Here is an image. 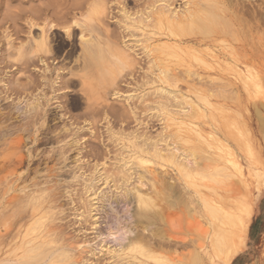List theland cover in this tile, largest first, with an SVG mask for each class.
<instances>
[{
	"label": "rangeland",
	"instance_id": "374dc122",
	"mask_svg": "<svg viewBox=\"0 0 264 264\" xmlns=\"http://www.w3.org/2000/svg\"><path fill=\"white\" fill-rule=\"evenodd\" d=\"M18 1H20V3L22 2L21 5L18 3ZM24 1H27V2L25 3ZM28 1L30 3V0H16V1L10 0L6 4L7 0L6 1L4 0L5 3L3 2V0H0V3H1L0 20H1V17L3 19V16L6 20H8L7 22L5 21V19L0 21V25L3 24V26L0 27V71H1L0 78L1 79L4 78L2 80L0 79L2 81V82L0 81V83H2L0 84V97H1L0 98V112L2 114V115L0 114V121H1L0 122V176H1L0 177V182H1L0 192L2 191L0 193V201H1L0 218L3 217L0 219V247H1L0 262L1 260H4L8 257L15 258L17 255L22 253V251H20L19 253L17 251V248L20 245V239L17 238V236H15L14 234L16 233V230L13 232L14 235L8 238L6 236L5 226H3L2 221L5 220L4 216H7L8 214H15V212L16 214H19V212L26 209V206H28L29 209H31L33 208V206L41 205L42 207L40 206L41 207L40 218L42 216L43 219L41 218L40 219L41 221H39L40 224L38 223L37 225L41 226L42 224L43 229H45L46 226L54 227L60 233V235H61V231L63 232L62 233V236L64 237L63 241L65 242L67 241L66 244L68 245L67 251L69 249L71 251L69 253L66 251L67 252L66 254L68 256L72 255L74 252L76 254V255L73 254L74 256L73 255L69 256V258L74 257V259H71V260L69 259L71 262L68 261L67 264H96V263L100 264L101 262H102L101 264H105V262L107 264H121L120 262L118 263V260L114 261V258H111L113 255L112 250H110L109 248H108L109 250H107L105 249L106 247L104 248V246L115 248L117 244L115 243L116 241H115L114 236L109 234L110 232L115 233L114 235L117 234V236L121 234L123 235L126 232H129L128 228L130 227H133V228H130L132 230H134L135 228V231L137 232L141 231L142 233L145 232L146 234L148 233L147 231H149L150 233L153 234L152 237H154L157 232L158 235H156L157 237L155 238L158 239L159 237V241L162 240V242L164 243L162 252L165 253V251L167 250L166 255L168 256L170 254H174V252L176 254L179 252H180L179 254H184L183 251L186 249H188V251H186L187 253L185 252V255L187 254L190 255L192 252L194 253L204 252L205 253V251L203 250L206 249V242L203 239L204 234L203 232L201 233V231L202 229H204L203 228L204 225H205V228H207L208 226L209 212L207 211L208 208L205 207L206 205L203 203L204 202L203 198H207L213 204L215 205L218 204V206H221V207L223 206L220 203H222L224 199L226 198L228 199L231 198L230 201H234L236 198H242V201L248 200L247 202L251 205L252 218L250 220L249 229L247 231V234L244 235L243 241H241L242 243L240 244L237 252L233 255L232 260L229 264H264V137H263L264 128L262 126L264 124L263 122L264 121V25H263L264 22L262 23V19L264 18V16L262 15L264 13V7H263L264 4L262 3H264V1L259 0L261 2L259 1L257 2L253 0L252 2V0H248L249 2L248 3L247 0H242V1L240 0L242 2L241 4V2H239L238 0L237 1L236 0H220L221 3L225 6V8L227 7L225 15H226L227 20H228V17H230L229 22L225 21V25L223 24V26H219L220 28L217 27L215 29H211L209 32H206V33L200 32L199 33L200 35L198 36L201 39L200 38L198 39L197 37H194V36L189 37V38H194V40L196 39L197 41L188 42V40L185 39L184 40L185 43H182V44H179L178 42V39L180 38V36H173L171 38L165 37V35L164 36L161 35L162 31L161 30L159 31L158 28L154 29V27H152L153 28L152 29L150 27L148 29L142 30L143 32L140 31V29H138V32H136L137 30H134L135 33L131 32L130 30H127V28H124L128 26L127 24H125L127 23L125 12L127 13L128 9L133 11L132 4H134L135 2L132 3V1L134 0L132 1L128 0L130 3L127 0H124V2L121 3L122 5L119 4L122 1H119V3H117L118 0L116 1L96 0V3L98 2L97 4L95 3V0H94L95 6H93L94 3L91 5L93 0H88V1L86 0L87 4H86V1L83 0L85 2V5H83V2H81L82 0L80 1L73 0L76 4L72 3L74 5H71L72 0H70L71 2L67 3L68 5L66 4L67 5L66 8H68V11L69 12L73 11L70 14L67 12V15L69 14L67 17L70 16V18H67L66 21L68 20L70 24L69 22H67L68 24L67 25L66 23H64L65 22L64 20L62 25L69 27L71 36H68L67 30L64 28L56 27L57 30L54 31L55 27H53V24L55 23H50L49 26L47 24L46 25L48 26L47 29L46 27L43 29V26H45L44 25L45 21L43 17H42L43 18L42 20H41V17H40V20L37 19L35 21L36 24L32 26L31 24H27L25 20L23 21L21 16L17 17L16 18L17 21H15L14 19V22H16L15 26L17 27V29L19 28L20 29L23 28L22 30L25 29L24 31H21L19 29L20 32L18 33V31H16V29L14 28L13 19H9L11 18L10 13H12V11H15L14 12L15 14L13 13V16H15L16 12L21 10V9L19 10H16V9L18 7L19 8L22 7L23 3L24 5H26ZM46 1L47 0L43 2V0H39L36 3L37 7L40 4L46 3ZM135 1H137L138 4H140L138 5L136 2V4L140 7H137V5L135 6L133 5L134 6V11H133L134 13L132 12L133 14L129 10L127 14L131 15L132 18L133 17L139 18L141 16H146L148 13L152 11L151 7L147 4V0L146 1L135 0ZM142 1L143 3H145V6L143 8L141 5ZM163 1L164 0L162 1L157 0L156 1L157 3H155V5L156 6H161V5L168 6L169 5L168 8L170 7L171 10L175 9L174 11L179 12V13L180 12L182 13L186 9H188V7L190 6V2H191V0H177L176 2L175 0H171V1L165 0L164 2ZM200 1L203 3L204 1L208 2L209 0H200ZM243 1H245L246 4L248 3V5L251 4L250 2H252V5H250L251 9L249 8L248 5L245 6L246 4L243 3ZM254 1L257 3H255ZM54 2L55 0L53 1V3ZM77 2L78 3L81 2L82 5L78 4ZM29 3L25 7H28ZM31 3H34V2H31ZM112 3L113 5H111ZM116 3L118 5H116ZM237 3H240L239 5H242L241 8ZM258 3L262 5H259ZM4 4H6L4 8L6 9L10 7L11 11H9L10 9L9 10L4 9L5 11H9L5 13V11L3 10V6H2ZM77 4L81 5V7H84V10H85L84 13L82 12L83 8L82 10H80L81 8L80 6L77 7L78 6ZM171 4H174V5H171ZM12 5H15L18 7L14 8L15 6L12 7ZM103 5L109 8L107 9L108 11L107 17L104 18L105 24L103 23V21H99L95 18L96 16L95 11L97 10L100 11ZM115 5L118 6L116 7L117 9L114 8ZM243 5L245 6V8ZM68 6L72 7V9L74 7L75 8L74 10L72 9L69 10ZM173 6L176 8H174ZM32 7H35V6L32 5ZM136 7H137V10H136ZM258 7L263 9L262 13L261 11H259ZM1 8L4 11V13L1 11ZM89 8L91 9L90 11H88ZM119 8L122 10H119ZM246 8H249V9H246ZM141 9L145 11V15L143 14L144 11H142ZM179 9L181 11H179ZM240 9L242 12L240 11ZM257 9H258V12H257ZM146 10H147V13H146ZM250 10L251 11L253 10L254 12L252 11L253 12L252 13ZM112 11H115L114 12L115 14L112 13ZM249 11L251 13H249ZM62 12L66 13V11H62ZM246 12L248 13V15H246L247 14ZM8 13L9 15L7 17L9 18L7 19V17L5 16ZM20 13L22 12L20 11L19 13L17 12L16 16H19ZM87 13L89 14L87 15ZM58 14L60 13L58 12ZM113 14L117 16H114ZM249 14L251 18L254 15L253 20H250L251 18L249 17ZM119 15L121 16L119 17ZM242 15L245 17H241ZM85 16H87V18L92 20V21L90 20L91 23L93 21L95 22H93L92 24L89 23L88 22L89 20H85L86 18ZM247 16H248V19L246 18ZM257 16H260V17L263 16V18L262 17L259 18ZM111 17H114L113 20ZM117 17L119 18L117 19ZM19 18H21L22 20H20ZM120 18H122L121 21H120ZM242 18H244L245 21ZM38 20L40 21L42 25L38 24L39 23ZM248 20H249V23L247 24ZM2 21H4V23H2ZM231 21L233 23H230ZM226 22L234 25L235 29L233 27H230L232 25L228 27L227 25L229 24H227ZM237 22H239V25ZM255 23H256V26L253 25ZM22 24H23V27H22ZM24 24L28 27L26 26L24 27ZM249 24L251 25L249 26ZM120 25L123 28H120L121 27ZM246 25H248V29ZM252 25L255 27V30L258 29L256 27H260L258 29L260 30V35L258 33L259 31L257 32L259 37L257 34H255L257 38L254 37L253 35V32L255 33L256 31L252 30L254 29ZM226 26H227V29H226ZM241 26L243 27V30L241 29L242 28ZM229 28L230 29L233 28L231 29L233 30L232 32H234L233 34H231L232 32H229L230 30ZM26 29L29 31H27ZM37 29H39L38 32H37ZM59 29L60 31H58ZM93 29H97V30H93ZM43 31L45 32L44 34H46L47 36V45H48L47 47L50 48L51 50L50 52L34 51L36 40L41 39L39 38V36L40 37L42 36ZM110 31L111 32L113 31V33L116 34V36L113 35V33H111L114 36L112 37V35H110ZM124 31L125 32L127 31V32L125 33ZM129 31L132 34H130ZM87 32L89 34H87ZM147 32L149 36H147L148 34L146 36L145 35L142 36L143 34H146ZM151 32H153L154 36L150 35L152 34ZM127 33L130 34V36H127L128 35ZM138 33L140 37L137 35H133V34H138ZM208 33H212V34H208ZM228 33L229 35H227ZM60 34L61 35L63 34L64 36L63 35L61 36ZM156 34H159L161 36L159 35L157 36ZM235 34H237V36ZM124 35L127 38H125ZM131 35L133 36L131 37ZM91 36L93 37L91 39L92 42L96 41L97 37H99V40H101L102 43H100L99 46L96 45L99 51V54H98V57L95 63L96 66L94 64L95 67L93 66L92 69L86 70V69L80 68V67H84V64L82 63L83 62L82 56H81L82 54H84V43H83L84 41L82 42V37L91 38ZM249 36H251V39H249L250 38ZM239 38H241L242 40L241 39L239 40ZM244 38H246L245 39L246 42L244 41ZM147 39H148V42L147 41L145 42L144 40H147ZM149 39L150 40L153 39V40L149 41ZM235 39L236 40L238 39L237 42ZM105 40H106V43L103 42ZM128 40H130L131 43ZM60 41L62 42V45ZM63 41L64 43H66L65 41H67V45L66 44L64 45ZM251 41L253 43H250ZM96 43L94 42V44ZM157 43L160 45L163 43H168L171 45H180L182 48L192 47V46L195 47L192 50H189V51L184 50L183 52L180 51L178 53H171V55H168L167 57H165V61L163 63L164 66L170 69L176 68V71L178 70L179 73H180V70L182 69L181 71L183 72V74H181L182 72L180 74L170 73V76L166 77L165 81H158L160 80L157 77V75L159 74V71L156 70L157 68L154 66V64L153 65L151 64V63H154L152 62L154 61V59L152 58L151 54H154L156 52L155 45ZM123 44L128 45V46L127 47L123 46ZM53 46H57V48ZM240 46H242L243 48H241ZM129 47H130V50L128 49ZM142 47L143 48L145 47L144 52H143ZM60 48L61 50L62 49L63 50L61 51ZM134 48L136 50L135 51L136 53L134 52ZM152 49L153 51H151ZM56 50L57 52H55ZM58 50H60V52ZM82 50L83 52H81ZM179 50H182V49H179ZM69 51L72 52L71 53L72 55L71 54L69 55L70 53ZM129 51L131 52V54L135 56L131 54L128 55L130 53ZM238 51H241V52H238ZM102 53L104 54V56L106 55L107 57L106 56L103 57ZM242 53H245V54H242ZM42 54L43 56L44 54L46 56H49L48 59H46V56L42 57ZM192 54L199 55L201 59L195 60ZM18 55L19 56L21 55L19 59H18ZM65 55L67 57H65ZM146 55H148V57ZM25 57L26 59H24ZM79 57L81 59H79ZM134 57L136 59L138 58V60L134 59ZM23 59H24V63H23ZM21 62L23 64H21ZM5 64H7L8 66H6ZM131 68L134 70L135 69L137 70V72H135L136 75L134 74L133 76L129 74V72L131 71L130 70ZM154 69L157 72H155ZM148 70H149L148 72L149 74L147 73ZM195 72L198 74L196 75ZM125 73H126V76L124 75ZM145 73H147L150 78ZM156 73L157 75H155ZM256 73L258 74L256 75ZM151 76L153 79L155 78L157 82L155 80L152 81ZM65 79L66 80L70 79V81H73V82H70V81L66 82ZM14 80L17 83L14 82ZM77 80L79 81L80 84L77 82ZM80 80L83 82L82 83L83 85L81 84ZM66 83L67 84L70 83V85L69 84L67 85ZM231 85L233 88L237 89V91L234 90L233 88H230L229 90V87H231ZM243 85L248 95L245 92ZM221 86H224V87H221ZM13 87L14 88L20 87V88L19 90L18 88L17 90H15ZM218 87L219 88L221 87L222 90L221 89L219 90ZM215 89H218L219 92L218 90H215ZM5 90L8 91V93ZM230 92H231V95H232V92L236 93L237 95L234 93L233 94L239 99L238 98L235 99V96H232L230 98L229 96ZM255 92L257 94H255ZM178 93L179 95L177 96L176 94ZM218 93H226V94H221L223 95L221 96ZM254 94L257 97H255ZM183 95H185V97H183ZM164 100L165 102H163ZM206 100H208L207 103H206ZM77 102H81V103H77ZM30 103L32 106L30 105ZM161 103H164L167 106L162 104L165 106L164 108L161 105ZM195 103L197 105H195ZM208 103H210V105ZM19 105H20V108H19ZM27 105L28 106L30 105L31 109ZM134 106H136L135 109H134ZM211 106L213 107L211 108ZM255 106L257 107L259 111H262V112H258L257 109H255ZM21 109H23V111ZM28 109L30 110L28 111ZM192 110H194L195 112H192ZM133 111H135L136 113ZM34 113H36L37 115L35 116ZM33 114L34 116H32ZM166 115H167V120H166ZM31 117H34V118L32 119ZM260 122L261 124L263 122V124L261 125ZM8 124L10 125L8 126ZM48 126H49L48 128L49 130L47 129ZM67 131L69 132V134L67 133ZM198 133H200V135ZM179 136L181 137L179 138ZM201 136L203 138H201ZM18 138H21V140H18ZM39 140L42 141V143ZM112 140L115 141V143L112 142ZM145 140H147V142ZM241 140H243L242 145L240 144ZM120 142H122V144H120ZM148 142L151 143L150 146H148L149 150L147 148V145H149ZM138 143H139V146H138ZM142 145L143 146L146 145V147L145 146L143 147ZM150 147H152L151 151H150ZM144 148L145 150L147 148L148 153L144 150ZM140 149L142 150V152H140L141 151ZM128 150L131 151L132 153L129 152ZM143 150L145 151L146 154L144 153ZM154 151L157 152L156 155ZM193 151H195L196 154L193 153ZM229 151H231L230 154H229ZM171 152L172 153L174 152L175 154L173 153L172 155ZM190 153H193V156L194 157L196 156V157L194 158L193 156H191ZM20 154H21V157H20ZM79 154H81L82 156ZM134 155L137 157L135 158ZM138 157H139V160H138ZM142 157L145 159L144 162L142 161L140 162V160H142ZM173 158L174 160L177 159L176 161L178 162L174 161ZM202 158L204 161L200 160ZM204 158L205 159L208 158V160L211 162H208L207 159L205 160ZM194 161H196L197 165L194 163ZM234 162L235 163L238 162V164L239 163L240 164L237 165ZM81 165L83 169L80 168ZM122 165L125 168L120 167ZM90 166H94L92 168L95 171ZM179 166L180 168L184 167L182 168L183 170L186 168L187 171L186 169H185L186 172L181 171L182 169H179ZM216 166L218 170L216 169ZM218 166L221 168H219ZM131 167H134V168L132 169ZM209 167H211V169ZM118 168L124 169L121 175L124 176L127 173L126 174L127 176L125 175L127 178L125 176L121 177L120 173H118V170L120 172L121 170ZM189 168L190 169L193 168V170L190 171ZM198 168L201 170L199 171ZM101 169L104 171H102ZM113 169H114V172L116 169H118L116 172L118 175L117 174L116 175L119 178L117 176L116 178L114 176L115 173L113 172L114 173L113 174L111 172L113 171ZM125 169H127V172L125 171ZM130 169L132 170L130 171ZM195 169H197V171ZM202 169H203L202 173L205 172V176L204 174L202 175L198 173V172L201 173ZM133 170L135 171L139 170V171H136V172L134 171V174H132ZM212 171H214L213 172L214 174L212 173ZM216 171L218 173L220 171V173L218 174L216 173ZM106 172H108V176ZM139 172L140 173L142 172L141 174L145 178L144 184L137 183V180L140 177ZM187 172H189L188 173L189 175L192 174L193 177L191 175L188 176L186 174ZM136 173H137V176H136ZM229 173L230 175H228ZM111 174L113 175V177ZM128 174L130 176V180H129ZM198 174L200 176L202 175V177H200ZM206 174H208L209 177L210 175L212 177L213 175L217 177L218 175L220 176L223 174L224 176L223 177L220 176L218 178L214 177L216 179L211 177V179H209V177H207ZM233 174H234V179L231 178L233 177ZM8 175L9 177L7 178ZM105 176H107V178ZM131 176L133 177V179L131 178ZM162 176H165V177H162ZM225 176H227V178ZM228 176H230L231 179L228 178ZM206 177L208 179H206ZM100 178H102V180H100ZM115 178L117 180L119 179L118 182ZM186 178H188V180ZM104 179L109 180L107 181V184H106V181H104ZM114 179L116 180V183L114 182ZM146 179L148 180L149 183L146 182L147 181ZM162 179L163 181H161ZM127 180H128V183H127ZM158 180H160V182ZM216 180H218L219 183L218 182L216 183ZM120 181L122 182L120 183ZM101 182L102 183L104 182L106 186L104 185V183L102 184ZM170 182L172 185L170 184ZM221 182L223 183L222 185H221ZM33 183H35L36 185ZM129 183L132 184L133 188H130L132 186L129 185ZM133 183L137 187H135ZM176 183L178 185H176ZM179 183H181L183 187H181ZM192 183H193V186H192ZM98 185H100L99 187H102L101 190L99 187H97ZM226 185L228 187H226ZM121 186L124 188H122ZM141 186H143L142 187L143 190L141 189ZM179 186H180V190L182 188V191L179 190L178 188ZM138 187L142 191V193L138 189L136 190V188ZM222 187H225L227 191L226 189ZM96 188L98 189L95 191L94 189ZM155 188H157L158 191L155 190ZM183 188L187 192H189L191 196H189V194L186 193L185 190H183ZM229 188L230 190H228ZM91 189H93L94 191ZM208 189L210 190V192ZM159 190L161 191L159 192ZM162 190L164 191L165 194L162 192ZM77 191H80V192H77ZM101 191H102V194H98V193H101ZM156 191L160 194L162 193L161 195L163 196V199L165 198L166 201L167 200L168 201L166 202L165 200H163L160 194L157 195L158 193H156ZM15 192L19 193L20 195L15 194ZM62 192L63 194L65 193L63 196H62ZM81 192H83V194H81ZM176 192L178 193L176 194ZM26 193L28 195H26ZM34 193L35 195L32 196ZM37 193L39 194L41 193V194L39 195ZM73 193H76V194H73ZM92 193L96 195L97 197L99 195V197L98 198L96 196L95 198L94 196L92 197L93 195ZM125 193L126 194L128 193V194L126 195ZM185 193L186 195H183ZM118 194L119 196L122 195L121 198L117 196ZM129 194L132 196V198ZM138 194L139 195L141 194L140 196L145 195V199L147 200L150 199L151 202H147L148 205L147 204L142 205L143 202L140 199H137V196L140 197ZM13 195L18 196V198H16V201L11 203V205H9L8 207H6V205H3V203L5 202L4 200L5 197H13ZM25 195L29 197L30 199L27 198ZM46 195H47V198H46ZM148 195L151 196L152 198L148 197ZM167 195L168 196L170 195L173 198V200L171 199L172 200L171 204H169L170 196L168 197ZM180 195H182L183 197L185 196L183 201H187L189 200V198L191 199V197L195 199L194 200L191 199L192 201H187V204L184 202L185 203L184 207L181 206L182 204L173 205L172 203L174 201L177 202V199L179 198L183 199L182 197H180ZM108 196L112 197L113 199L112 198L109 199ZM33 197H36V203H35V200H33ZM83 197L84 199H82ZM115 197L119 199L116 198L114 200ZM125 197L127 199L131 198L130 200H128L129 202H126L127 199L125 200ZM186 197H188V199ZM23 198H25L26 200ZM45 198L47 200H45ZM100 198H101V201H100ZM155 198H157L158 203L155 202L156 201ZM19 199L22 202L19 203ZM22 199L25 200L26 203ZM42 199H43V202H42ZM74 199L75 200L77 199L80 202H78L77 200L75 201ZM152 199H154V201ZM30 201L32 205L33 203L35 204L32 206ZM115 201L116 203H114ZM124 201H125V204H124ZM196 201L199 203H197ZM137 202H139L138 205H137ZM192 202H196L195 203L196 205L193 203L195 205L193 206V204H191ZM151 203L152 205L155 203L154 204L155 206L156 205L160 206V209L162 207L164 208H162L163 210L161 209L162 211L160 212V210L158 211L159 208L157 207V211H156L155 206L154 205L152 206ZM92 204L93 206H91ZM103 204H105L106 206L105 205L102 206ZM139 204H140V208H137ZM87 205L89 207H87ZM145 205L150 208L148 209L149 212H147L148 210L146 209ZM171 205H172V208H171ZM21 206L22 208L19 209ZM101 206L105 208H103L102 210ZM112 206H114L113 207L114 209L112 208ZM186 206L188 207V209H186L187 208ZM191 206H192V209L190 210L189 208ZM94 207L95 208L97 207V208L95 209ZM194 207L195 209L196 207H198L196 210L198 213L196 215H194V213L189 214L190 213L189 211L192 212ZM165 208L167 209L169 208V210ZM195 209L193 211H195ZM94 210L97 212H95ZM138 210L140 211L137 212ZM151 210L154 212H152ZM198 210L201 211L200 215H198L199 214ZM46 211L48 214L46 213ZM49 211H52L54 214L52 215V212L50 213ZM118 211L119 213L117 214L119 217L118 216L113 217L116 215L115 213ZM164 211L165 212L169 211L170 213L169 212H166V213L169 217H172V218H168L167 215L165 216L164 213H162ZM185 211L186 212L188 211L189 213L188 212L187 213L190 216L185 215L187 214ZM140 212L145 213V214L142 213L143 217L141 216ZM108 214L109 215L113 214V215L112 216L110 215V218L108 219L109 217ZM50 215L52 217H50ZM94 215H97V216H94ZM133 215H136V216L138 215V216L136 217ZM145 215L147 217H145ZM191 215H194L193 221L191 219ZM196 216L199 218L201 217L200 219L198 218V223L196 221L197 220ZM45 217L47 220L45 219ZM128 217L129 218L131 217V218L129 219ZM134 217H136V219H134ZM148 217L150 218V220L147 219ZM194 217L196 218L194 219ZM161 218H163V220ZM165 218L169 219V221L167 219L165 220ZM27 219L29 218L26 217L25 220ZM111 219L114 221H111ZM122 220L126 222H123ZM131 220L132 221L135 220L133 222V224L135 223V227L134 225L131 224L132 223L130 222ZM206 220H207V224L205 223ZM34 221L35 219L29 222L33 223ZM116 221H118V224ZM153 221L154 223H152ZM191 221L193 222L194 226L191 225L192 224ZM199 221L200 222L202 221V223H200L202 227H200ZM108 222L109 223L111 222L110 225ZM114 222L117 224V226ZM136 222H138V224L140 223V226L141 225L142 226L140 227L137 225L138 227H136ZM129 223L131 224L130 227L128 226ZM114 224L116 227H114ZM186 224L188 225V228ZM118 225H120V227ZM124 226L126 228H124ZM146 227H148V229ZM190 227H192L191 228L192 230L191 231L187 230ZM137 228H141L142 230L139 229L140 231H138ZM3 230H4V233L2 232ZM102 231L103 232L105 231V233H103ZM162 231H164V234L163 233L161 234ZM99 233L100 235L101 234L102 235L100 236ZM150 233H148V236L151 235ZM105 234H106V237L104 238ZM171 234H174L173 237H171ZM175 234L178 235L179 237L176 236ZM162 235H164L163 236L164 238L167 237V239L169 240L163 239ZM169 236L171 237V239ZM181 236H182V239H181ZM185 236H188L186 237V239L187 240L189 239V242H187L186 239L183 240ZM193 236H197V238L196 237L194 238ZM192 237L197 242L194 241ZM69 238L71 239L69 240ZM97 238L99 239L97 240ZM155 238L151 240V238L149 237L148 239L151 240V242H155L154 241ZM173 238H175L176 240H172ZM178 238L182 241L178 240ZM110 240H113V241H110ZM170 240L174 241L173 243L175 244L176 247L171 246L174 244ZM177 240L178 242H180V244H176ZM201 240L203 241L202 243H201ZM164 241H166V243L170 241L171 245L170 243H168L166 246L165 245L166 243ZM101 242L104 243V246H103L104 249L101 248L103 245V243ZM181 243H183L185 246L183 244L181 245ZM194 243H196L199 247L200 246H203V247L199 248ZM188 244H191V245H188ZM54 245H56V243H54ZM112 245H115V246H112ZM177 247H179L178 248L179 252H178V249L175 250V248ZM185 247H188V248H185ZM182 248L183 249L185 248V249L183 250ZM190 248H193L194 251L192 249L190 250ZM172 249L174 250L173 253H172ZM100 250H103V251H100ZM130 250L133 251L131 248L128 250L130 252V253L128 252L129 253V256L127 258L128 260L125 259L126 263L123 261L122 264H127V263L130 264L131 262H135L133 261V258L131 260V256L134 257L138 255L139 253L137 252V250L136 251L134 250L133 252H131ZM168 250L170 252H168ZM11 251H12V254H10ZM94 252L97 254H95ZM107 254L109 256V259L111 258L109 261L107 259L108 257L106 258L104 257L105 260L103 258V256H107ZM81 256H84V258H82ZM88 257L89 258L92 257L96 261L93 260L92 258H91L92 260L91 259L89 260ZM100 257L103 259H100ZM78 259L80 260V262H78L79 261Z\"/></svg>",
	"mask_w": 264,
	"mask_h": 264
},
{
	"label": "bare ground",
	"instance_id": "6f19581e",
	"mask_svg": "<svg viewBox=\"0 0 264 264\" xmlns=\"http://www.w3.org/2000/svg\"><path fill=\"white\" fill-rule=\"evenodd\" d=\"M6 1V0H5ZM8 1H10V0H7V2H6V4L8 3ZM16 1V0H15ZM39 0H30V3L31 2H34V3H29V1H28V3H29V5H28V7H25L26 5H24V3H23V6L22 7H18V6H15V5H12V7L13 6H15L14 8H16V7H18L16 10H19V9H21V10H19L20 12H22V13H20L19 14V16H16L17 15V12L19 13V11H17L16 12V17L15 16H13V13L15 12V11H12V13H10V17L11 18H9V17H7L8 15H9V13L5 16V17H7V19L9 18V19H13V25H14V28L16 29V31H18V33L20 32L19 31V29H17V27L15 26L16 24V22H14V19H15V21H17L16 20V18L17 17H20L21 16V18L23 19V21L25 20L26 21V23L27 24H31V26L32 25H34V24H36V20L37 19H39L40 20V17H41V20L44 18V25L45 26H43V29L46 27V29H47V27L50 25V23H55V24H53V27H55V29H54V31L55 30H57V28L56 27H60V28H64V29H66L67 30V34H68V36H71L70 35V29H69V27L67 26H63L62 25V23L64 22V20H65V22L64 23H66L67 24V22H69L68 20L66 21V19L67 18H70V16L69 17H67L70 13H72L73 11L72 10H74V8L72 9V7H69V10L70 9H72L71 11L72 12H69L68 11V8H66V6L68 5L67 3H70L71 1L69 0H55V2L53 3V1L52 0H47L46 1V3H43V4H40V5H38V7H37V2H38ZM80 1V0H79ZM84 1H86V0H84ZM83 0L81 1V2H83V5H85V2H84ZM88 1V0H87ZM87 1H86V4H87ZM113 1H116V0H113ZM119 1H122V2H120L119 3ZM128 1V0H127ZM132 1V0H131ZM144 1H146V0H144ZM157 0H147V4L151 7V9H152V11L150 12V13H148L146 16H141V17H136V18H132L131 17V15H129V14H127L128 12H129V10L130 9H128V12L126 13L125 12V17H126V21H127V23H125V24H127L128 26L127 27H124V28H127V30H130L131 32H134L135 33V31L134 30H137L136 32H138V29H140V31H142V30H144V29H148V28H152V27H154V29H156V28H158L159 29V31L161 30L162 31V33H161V35H165V37H169V38H171V37H173V36H180V38L178 39V42H179V44H182V43H185L184 42V40L186 39V40H188V42H194V41H197L196 39L194 40V38H189V37H192V36H194V37H197L198 39L200 38L198 35H200L199 33L201 32H203V33H206V32H209L211 29H215V28H217V27H219V26H223V24L225 25V21H228L229 22V18L230 17H228V20H227V18H226V15H225V12H226V8H225V6L221 3V1L220 0H209L208 2H201L200 0H191V2H190V6L188 7V9H186L184 12H176V11H174V10H171L170 9V7L168 8V6H163V5H161V6H156L155 5V3H157L156 2ZM160 1H162V0H160ZM165 1V0H164ZM163 1V2H164ZM167 1V0H166ZM168 1H171V0H168ZM177 0H175V2H176ZM237 1V0H236ZM239 2H241L240 0H238ZM255 1H259V0H255ZM254 1V2H255ZM261 1H264V0H261ZM261 1H259V2H261ZM3 2H4V0H3ZM2 2V3H3ZM25 3L27 2V1H24ZM43 2H45V0H43ZM48 2V3H47ZM81 2H77L78 4H81ZM124 2V0H118L117 1V3H119V4H121V3H123ZM129 2V1H128ZM128 2H127V4H128ZM133 2H135L134 4H132ZM136 2L137 1H132V8H133V11H134V6L135 5H137L138 4V2H137V4H136ZM163 2H162V4H163ZM247 2H248V0H247ZM252 2H253V0H252ZM252 2H250L251 4H249L248 5V3L246 4L245 3V1H243V3H245L244 5L245 6H249V8L251 7L250 5H252ZM257 2H255V3H257ZM5 3V2H4ZM18 3L21 5V3H20V1H18ZM72 3H74V4H76L73 0H72V2H71V5H74V4H72ZM90 3H91V1H90ZM89 3V4H90ZM94 3V0H93V2L91 3V5ZM95 3H96V0H95ZM95 3H94V5L93 6H95ZM98 3V2H97ZM96 3V4H97ZM114 3V2H113ZM113 3L111 4V5H113ZM116 3V5H118ZM126 3V2H125ZM124 3V4H125ZM130 3V2H129ZM167 3V2H166ZM170 3V2H169ZM172 3V2H171ZM174 3V2H173ZM189 3V2H188ZM187 3V4H188ZM230 3H231V1H230ZM6 4H4V5H2L3 6V10L5 9L4 7H5V5ZM36 4V5H35ZM67 4V5H66ZM77 4V5H78ZM115 4V3H114ZM126 4V5H127ZM144 4V5H143ZM146 4V5H147ZM232 4H233V2H232ZM231 4V5H232ZM238 5L240 4V3H237ZM241 4H242V2H241ZM254 4V3H253ZM259 4V3H258ZM262 4H264V3H262ZM262 4H259V5H262ZM0 5H1V3H0ZM16 5H17V3H16ZM19 5V6H20ZM32 5H34L35 7H32ZM82 5V4H81ZM81 5H78L77 7H79L80 6V10H82V8H83V10H84V7H81ZM115 5V7L114 8H116V7H118V6H116ZM122 5V4H121ZM134 5V6H133ZM138 5H140V4H138ZM137 5V7H140V6H138ZM142 8L145 6V3H143V1H142ZM160 5V4H159ZM171 5H174V4H171ZM170 5V6H171ZM206 5V6H205ZM243 5V6H244ZM259 5H257V6H259ZM1 6V7H2ZM98 6V5H97ZM108 6V5H107ZM128 6H129V4H128ZM127 6V7H128ZM234 6V5H233ZM240 6V8H241V6L242 5H239ZM245 6H244V8H245ZM254 6V5H253ZM65 9H64V8ZM137 7H136V10H137ZM147 7V6H146ZM145 7V8H146ZM174 7V6H173ZM261 7V6H260ZM263 7H264V5H263ZM23 8V9H22ZM91 8V7H90ZM89 8V10L88 11H90L91 9ZM111 8V7H110ZM113 8V7H112ZM130 8V7H129ZM145 8H144V10H145ZM174 8H176V7H174ZM178 8V7H177ZM183 8H184V6H183ZM235 8H237V7H235ZM249 8H246V9H249ZM255 8V7H254ZM259 8V7H258ZM9 10L10 9V7H8V8H6L5 10ZM77 9V8H76ZM75 9V10H76ZM86 9V8H85ZM96 9H97V7H96ZM102 9V10H101ZM100 9V11L99 10H97V11H95V18L97 19V20H99V21H103V23H104V18L105 17H107V9H109V8H107L106 6H104L103 5V7ZM117 9V8H116ZM127 9V8H126ZM242 9H243V7H242ZM251 9V8H250ZM260 9H262V8H259V11H261V13H262V11H263V9L262 10H260ZM2 10V8H1V11L4 13V11ZM13 10V9H12ZM78 10V9H77ZM76 10V11H77ZM82 10V12L84 13L85 12V10L83 11ZM119 10H122V9H120L119 8ZM142 10V9H141ZM144 10H142V11H144ZM149 10V9H148ZM228 10V9H227ZM9 11H11V9L9 10ZM9 11H5V13H7V12H9ZM60 13V14H58V12ZM61 11V12H60ZM62 11H66V13L65 12H62ZM87 11V10H86ZM99 11V12H98ZM131 11V13L133 12L132 10H130ZM179 11H181L180 9H179ZM224 11V12H223ZM230 11V10H229ZM236 11H237V9H236ZM240 11H241V9H240ZM240 11H239V13H240ZM245 11V10H244ZM246 11H248V10H246ZM251 11V10H250ZM249 11V13H251ZM1 12V13H2ZM67 12L69 13L68 15H67ZM75 12V11H74ZM92 12H94V11H92ZM115 11H112V13H114ZM136 12V11H135ZM232 12V11H231ZM242 12V11H241ZM254 12V11H253ZM252 12V13H253ZM257 12H258V9H257ZM91 13V12H90ZM110 13V12H109ZM119 13V12H118ZM134 13V12H133ZM132 13V14H133ZM141 13V12H140ZM139 13V14H140ZM146 13H147V10H146ZM244 13V12H243ZM242 13V14H243ZM247 13V12H246ZM245 13V14H246ZM260 13V14H261ZM15 14V13H14ZM44 14V15H43ZM86 14V13H85ZM89 13H87V15H88ZM115 14V13H114ZM113 14V15H114ZM116 14H117V12H116ZM139 14H138V16H139ZM144 15H145V11H144V13H143ZM228 14V13H227ZM1 15H3V14H1ZM5 15V14H4ZM72 15V14H71ZM92 15H93V13H92ZM112 15V16H113ZM246 15H248V13L246 14ZM253 15V14H252ZM251 15V16H252ZM263 16H264V13L262 14ZM14 18H13V17ZM32 16V17H31ZM114 16H117V15H114ZM121 15H119V17H120ZM135 16H137V15H135ZM230 16H231V14H230ZM235 16V15H234ZM263 16H261L262 18H263ZM43 17V18H42ZM75 17V16H74ZM86 18H87V16H85ZM119 17H117V19L119 18ZM237 17V16H236ZM239 17V16H238ZM241 17H245V16H241ZM249 17H250V14H249ZM253 17H254V15L252 16V18L250 19V20H253ZM257 17H259V18H261L260 16H257ZM21 18H19L20 20H22ZM85 18V20H89L88 22L89 23H91L90 22V20L91 19H89V18H87L86 19ZM112 18V20H113V18L114 17H111ZM116 18V17H115ZM122 18H124V17H122ZM122 18H120V21L122 20ZM235 18V17H234ZM247 19H248V16L246 17ZM258 18V19H259ZM5 18H4V16H3V19H2V17H1V20H4ZM238 19V18H237ZM241 19V18H240ZM244 21H245V19L244 18H242ZM264 19V18H263ZM263 19H262V23L264 22L263 21ZM0 20V21H1ZM38 20V21H39ZM5 21L7 22L8 20H6L5 19ZM37 21V22H38ZM92 21V20H91ZM114 21H116V20H114ZM123 21H125V20H123ZM122 21V22H123ZM224 21V22H223ZM259 21H261V20H259ZM11 22V21H10ZM93 22H95V21H93ZM92 22V23H93ZM254 22H256V21H254ZM2 23H4V21H2ZM91 23V24H92ZM227 23V22H226ZM230 23H233L232 21L230 22ZM230 23H227V24H229V25H227L228 27L230 26V25H232V24H230ZM238 23V25H239V22H237ZM243 23V22H242ZM245 23V22H244ZM249 23V20L247 21V24ZM251 23V22H250ZM261 23V22H260ZM19 24V23H18ZM38 24H41L40 23V21H39V23ZM48 24V26H46ZM69 24H70V22H69ZM105 24V23H104ZM120 24V23H119ZM42 25V24H41ZM68 25V24H67ZM251 24H249V26H250ZM253 25H255L256 26V23L255 24H253ZM252 25V26H253ZM264 25V24H263ZM1 26H3V24L2 25H0V27ZM26 25L24 24V27H25ZM61 26H63V27H61ZM72 26V25H71ZM78 26V25H77ZM121 26V25H120ZM124 26V25H123ZM227 26H226V29H227ZM245 26V25H244ZM21 27V26H20ZM22 27H23V24H22ZM26 27H28V26H26ZM93 27V26H92ZM230 27H233L234 28V25H232V26H230ZM235 27H237V26H235ZM242 27V26H241ZM246 27H247V29H248V25H246ZM246 27H244V28H246ZM254 27V26H253ZM96 28H98V27H96ZM120 28H123L122 26L120 27ZM220 28V27H219ZM233 28H231V29H233ZM238 28H240V27H238ZM238 28H236V29H238ZM256 28H260V27H256ZM23 28H21L20 30L21 31H24V30H22ZM28 29H30V28H28ZM153 29V28H152ZM230 29V28H229ZM229 30V32H232L233 30ZM235 29V28H234ZM242 30H243V27L241 28ZM246 29V30H247ZM255 30V27H254V29H252V30H254V31H256L255 33L253 32V35H254V37H256L255 36V34H257V32L259 33V35H260V30ZM27 30V29H26ZM38 30L39 29H37V32H38ZM49 30V29H48ZM75 30V29H74ZM77 30V29H76ZM93 30H97V29H93ZM251 30V31H252ZM27 31H29V30H27ZM58 31H60V29L58 30ZM57 31V32H58ZM130 31H129V33H130ZM234 31H236V30H234ZM248 31V30H247ZM72 32V31H71ZM98 32V31H97ZM125 32V31H124ZM127 32V31H126ZM125 32V33H126ZM143 32V31H142ZM224 32H225V30H224ZM238 32V31H237ZM249 32V31H248ZM45 32L43 31V34H42V36L40 37L39 36V38H41V39H39V40H36V43H35V50L34 51H47V52H50L51 50H50V48H48L47 46V36H46V34H44ZM62 33V32H61ZM89 33H90V31H89ZM88 32H87V34H89ZM111 33H113V31L111 32L110 31V35H112ZM145 33V32H144ZM152 34H150V35H153V32H151ZM156 33V32H155ZM223 33V32H222ZM227 33V32H226ZM234 32H232L231 34H233ZM236 33V32H235ZM242 33H244V32H242ZM39 34V33H38ZM128 34V33H127ZM130 34H132V33H130ZM130 34H128L127 36H130ZM141 34V33H140ZM148 34V32L146 33V34H143L142 36H146ZM208 34H212V33H208ZM239 34V33H238ZM61 35V34H60ZM63 35V34H62ZM61 35V36H62ZM103 35V34H102ZM113 35H115L116 36V34H114L113 33ZM112 35V37H114ZM123 35V34H122ZM126 35V34H125ZM125 35H124V37H125ZM133 35H137V36H139V33L138 34H133ZM133 35H131V37L133 36ZM157 36L159 35V34H156ZM161 35H159V36H161ZM203 35V34H202ZM227 35H229V33L227 34ZM236 36H237V34H235ZM258 35V34H257ZM259 35H258V37H259ZM7 36V35H6ZM49 36V35H48ZM64 36V35H63ZM92 36H93V34H92ZM91 36V38L89 37V38H84V37H82V42L84 43V54H82L81 56H82V60H83V64H84V67H80V68H82V69H92V67L94 66V64L96 63V59H97V57H98V54H99V51H98V48L96 47V45L97 46H99L100 45V43H102L101 42V40H99V37H97V40L96 41H94L96 44H94V42H92V37ZM147 36H149V34L147 35ZM154 36V35H153ZM244 36V35H243ZM119 37V36H118ZM124 37H123V39H124ZM135 37V36H134ZM140 37V36H139ZM185 37V38H184ZM240 37V36H239ZM250 38L249 39H251V36H249ZM37 38V37H36ZM61 38H63V37H61ZM125 38H127V37H125ZM236 38V37H235ZM257 38V37H256ZM255 38V39H256ZM102 39V38H101ZM119 39V38H118ZM201 39V38H200ZM241 38H239V40H240ZM245 39L246 38H244V41H245ZM74 40V39H73ZM153 40V39H152ZM152 40H150L149 39V41H152ZM236 40V39H235ZM238 40V39H237ZM237 40H236V42H237ZM242 40V39H241ZM248 40V39H247ZM257 40V39H256ZM33 41V40H32ZM59 41V40H58ZM72 41V40H71ZM125 41V40H124ZM129 42H130V40H128ZM145 42L147 41L148 42V39L147 40H144ZM233 41H234V39H233ZM259 41V40H258ZM66 43H64V41H63V43H64V45L66 44L67 45V41H65ZM104 43H106V40L105 41H103ZM128 42V43H129ZM137 42V41H136ZM139 42V41H138ZM141 42H142V40H141ZM240 42V41H239ZM246 42V41H245ZM33 43V42H32ZM60 43H61V45H62V42L60 41ZM73 43H74V41H73ZM72 43V44H73ZM89 43V44H88ZM127 43V44H128ZM131 43V42H130ZM134 43V42H133ZM132 43V44H133ZM222 43V42H221ZM226 43V42H225ZM242 43V42H241ZM250 43H253L252 41L250 42ZM58 44H59V42H58ZM86 44V45H85ZM92 44H94V45H92ZM126 44V43H125ZM255 44V43H254ZM74 45V44H73ZM131 45V44H130ZM154 45V44H153ZM258 45V44H257ZM24 46V45H23ZM60 46V45H59ZM75 46V45H74ZM123 46H128V45H124L123 44ZM137 46V45H136ZM140 46V45H139ZM250 46V45H249ZM53 47H56L57 48V46H53ZM241 48H243L242 46H240ZM29 48H30V46H29ZM59 48V47H58ZM75 48V47H74ZM132 48V47H131ZM137 48V47H136ZM143 48V47H142ZM145 48V47H144ZM143 48V52H144V49ZM193 48H195L194 46H192V47H184V48H182L180 45H171V44H168V43H163V44H156L155 45V53L154 54H151V56H152V58L154 59V61H152V62H154V63H151L152 65L154 64V66L157 68L156 70H158L159 71V74L157 75V73L155 74V75H157V77L160 79V80H158V81H165V78L166 77H169L170 76V73H173V74H178L179 73V71L177 70L176 71V68L175 69H170V68H168V67H166V66H164V61H165V57H167L168 55H171V53H178V52H183L184 50H192ZM25 49V48H24ZM27 49V48H26ZM129 50H130V47L128 48ZM133 49V48H132ZM179 49H182V50H179ZM60 50H61V48H60ZM60 50H58L59 52H60ZM63 50V49H62ZM61 50V51H62ZM142 50V49H141ZM147 50V49H146ZM29 51V50H28ZM74 51V50H73ZM128 51V50H127ZM136 50H135V48H134V52H135ZM151 51H153V49L151 50ZM55 52H57V50L55 51ZM70 52V51H69ZM81 52H83V50L81 51ZM102 52V51H101ZM130 52V51H129ZM148 52V51H147ZM238 52H241V51H238ZM72 52H70L69 53V55L71 54ZM136 53V52H135ZM146 53V52H145ZM192 53H194V52H192ZM20 54V53H19ZM27 54V53H26ZM55 54V53H54ZM57 54V53H56ZM68 54V53H67ZM66 54V55H67ZM74 54V53H73ZM131 54V52L128 54V55H130ZM147 54V53H146ZM242 54H245V53H242ZM21 55H22V53H21ZM20 55V56H21ZM65 55V57H67ZM72 55V54H71ZM102 55H103V57H105L104 56V54L102 53ZM131 55H133V54H131ZM150 55V54H149ZM233 55V54H232ZM19 55H18V59H19V57H20ZM44 56H46L45 54H44ZM43 56V54H42V57H44ZM50 56H51V54H50ZM62 56V55H61ZM80 56V55H79ZM133 56H135V55H133ZM147 57H148V55H146ZM192 56L194 57V59L195 60H199V59H201L200 58V56L199 55H197V54H192ZM236 56H238V55H236ZM48 57L49 56H46V59H48ZM58 57V56H57ZM70 57V56H69ZM107 57V56H106ZM235 57V56H234ZM242 57V56H241ZM56 58V57H55ZM109 58V57H108ZM150 58V57H149ZM24 59H26V57L24 58ZM24 59H23V63H24ZM64 59H66V58H64ZM63 59V60H64ZM79 59H81L80 57H79ZM134 59H136L135 57H134ZM21 60V59H20ZM81 60V61H82ZM136 60H138V58L136 59ZM80 61V60H79ZM150 61V60H149ZM42 62H44V61H42ZM202 62V61H201ZM22 62H21V64H23ZM25 63H26V61H25ZM81 63V62H80ZM81 63V64H82ZM9 64V63H8ZM6 66H8L7 64H5ZM10 65V64H9ZM151 65V66H152ZM95 66H96V64H95ZM94 66V67H95ZM168 66V65H167ZM155 67H153V68H155ZM172 67V66H171ZM174 67V66H173ZM136 69H137V67H136ZM135 69V70H136ZM179 69V68H178ZM48 70V69H47ZM131 71L129 72V74H131V75H133L134 76V74H135V72H137V70L135 71L134 69H130ZM153 70V69H152ZM155 69H154V71L155 72H157ZM182 70V69H181ZM180 70V73L182 72ZM184 70V69H183ZM45 71V70H44ZM153 71V72H154ZM185 71H187V70H185ZM184 71V72H185ZM255 71V70H254ZM49 72V71H48ZM93 72V71H92ZM140 72V71H139ZM138 72V73H139ZM149 72V70L147 71V73ZM191 72H193V71H191ZM0 73H1V71H0ZM88 73V72H87ZM147 73H145V74H147ZM151 73H152V71H151ZM150 73V74H151ZM179 73V74H180ZM187 73V72H186ZM190 73V72H189ZM188 73V74H189ZM196 73V72H195ZM255 73V72H254ZM149 74V73H148ZM148 74H147V76H148ZM181 74H183V72L181 73ZM193 74V73H192ZM198 73H196V75H197ZM258 73H256V75H257ZM125 76H126V73L124 74ZM130 75V76H131ZM136 75V74H135ZM180 76V75H179ZM149 77V76H148ZM150 78V77H149ZM151 78H152V76H151ZM172 78V77H171ZM262 78V77H261ZM1 79V78H0ZM2 79H4V78H2ZM1 79V80H2ZM169 79V78H168ZM167 79V80H168ZM174 79V78H173ZM194 79V78H193ZM199 79H200V77H199ZM248 79V78H247ZM0 80V81H1ZM16 80V79H15ZM14 80V82H16ZM19 80V79H18ZM22 80V79H21ZM153 80H155L156 82H157V80L154 78H152V81ZM249 80V79H248ZM4 81V80H3ZM65 81L67 82V81H70V79L69 80H66L65 79ZM76 81V80H75ZM81 81V80H80ZM169 81V80H168ZM243 81V80H242ZM2 82V81H1ZM19 82V81H18ZM64 82V81H63ZM70 82H73V81H70ZM77 82L79 83V81L77 80ZM17 83V82H16ZM83 82L81 81V84H82ZM0 84H2V83H0ZM5 84V83H4ZM65 84V83H64ZM67 84V83H66ZM69 85H70V83H68ZM67 84V85H68ZM80 84V83H79ZM74 85V84H73ZM83 85V84H82ZM247 85V84H246ZM4 86H6V85H4ZM2 87V86H1ZM83 87V86H82ZM221 87H224V86H221ZM219 88V90L221 89L222 90V88ZM243 87H244V85H243ZM14 88V87H13ZM18 88V87H17ZM17 88H14L15 90H17ZM20 88V87H19ZM19 88H18V90H19ZM230 88H233L232 87V85H231V87H229V90H230ZM161 89V88H160ZM234 90H236L237 91V89H235V88H233ZM233 89H231V90H233ZM9 90V89H8ZM215 90H218V89H215ZM219 90H218V92H219ZM223 90H224V88H223ZM244 90H245V87H244ZM254 90V89H253ZM252 90V91H253ZM6 91V90H5ZM226 91V90H225ZM228 91V90H227ZM249 91V90H248ZM7 93H8V91H6ZM173 92V91H172ZM212 92H213V90H212ZM222 92H224V91H222ZM245 92L247 93V91L245 90ZM2 93V92H1ZM175 93V92H174ZM234 92H232V95H231V92H230V98L232 97V96H235L234 94H236V93H234ZM254 93V92H253ZM218 94H226V93H218ZM217 94V95H218ZM229 94V93H228ZM255 94H257L256 92H255ZM254 94V95H255ZM91 95V94H90ZM174 95V94H173ZM177 96L179 95V93L178 94H176ZM237 95V94H236ZM247 95H248V93H247ZM177 96H175V97H177ZM221 96H223V95H221ZM224 96H226V95H224ZM183 97H185V95H183ZM255 97H257L256 95H255ZM1 98V97H0ZM229 98V99H230ZM236 98H238V97H236L235 96V99ZM187 99H189V98H187ZM224 99V98H223ZM225 99H226V97H225ZM239 99V98H238ZM237 99V100H238ZM162 100V99H161ZM185 100V99H184ZM236 100V101H237ZM253 100V99H252ZM207 101L208 100H206V103H207ZM235 101V100H234ZM239 101V100H238ZM254 101V100H253ZM252 101V102H253ZM163 102H165V100L163 101ZM186 102H187V100H186ZM77 103H81V102H77ZM190 103V102H189ZM37 104V103H36ZM158 104H159V102H158ZM162 104H164V103H161V105ZM191 104V103H190ZM209 105H210V103H208ZM21 105V104H20ZM20 105H19V108H20ZM30 105H31V103H30ZM30 105L28 106V107H30ZM34 105V104H33ZM165 105V104H164ZM162 105L164 108H165V106H167V105ZM192 105V104H191ZM193 105H194V103H193ZM195 105H197L196 103H195ZM250 105V104H249ZM255 105V104H254ZM32 106V105H31ZM78 106V105H77ZM77 106H76V108H77ZM75 107V106H74ZM193 107V106H192ZM213 106H211V108H212ZM129 108V107H128ZM133 108V107H132ZM136 108V106H134V109ZM196 108H197V106H196ZM30 109H31V107H30ZM30 109H28V111L30 110ZM38 109V108H37ZM130 109V108H129ZM133 109V110H134ZM168 109V108H167ZM255 109H257V107L255 106ZM22 111H23V109H21ZM132 110V109H131ZM169 110V109H168ZM248 110V109H247ZM36 111H38V110H36ZM35 111V112H36ZM113 111V110H112ZM136 111V110H135ZM135 111H133V112H135ZM257 111L258 112H262V111H259L258 109H257ZM25 112H26V110H25ZM170 112V111H169ZM192 112H195L194 110H192ZM191 112V113H192ZM221 112V111H220ZM37 113V112H36ZM36 113H34L35 114V116L38 114H36ZM136 113V112H135ZM173 113V112H172ZM190 113V114H191ZM238 113V112H237ZM255 113H256V111H255ZM0 114H1V112H0ZM34 114L32 115V116H34ZM177 114V113H176ZM241 114V113H240ZM250 114V113H249ZM260 114V113H259ZM2 115V114H1ZM237 115H239V114H237ZM242 115V114H241ZM241 115H240V117H241ZM30 116V115H29ZM28 116V117H29ZM263 116V115H262ZM27 117V118H28ZM162 117V116H161ZM165 117V116H164ZM163 117V118H164ZM261 117V116H260ZM26 118V119H27ZM32 119L34 118V117H31ZM242 119V118H241ZM262 119V118H261ZM162 120H164V119H162ZM166 120H167V115H166ZM176 120V119H175ZM174 120V121H175ZM263 120V119H262ZM174 121H173V123H174ZM179 121H181V120H179ZM1 122V121H0ZM264 122V121H263ZM263 122H262V124H263ZM31 123V122H30ZM33 123V122H32ZM183 123V122H182ZM28 124V123H27ZM260 124H261V122H260ZM261 124V125H262ZM10 124H8V126H9ZM31 125V124H30ZM70 125H72V124H70ZM51 126V125H50ZM176 126V125H175ZM186 126V125H185ZM263 126V128H264V124L262 125ZM261 126V127H262ZM24 127V126H23ZM22 127V128H23ZM71 127V126H70ZM49 128V126L47 127V129ZM53 128V127H52ZM51 128V129H52ZM55 128V127H54ZM72 128H73V126H72ZM46 129V128H45ZM50 129V130H51ZM66 129V128H65ZM68 129V128H67ZM49 130V129H48ZM54 130V129H53ZM64 130V129H63ZM72 130V129H71ZM6 131V130H5ZM69 131V130H68ZM67 131V133L69 134V132ZM194 131V130H193ZM264 131V130H263ZM46 132V131H45ZM50 132V131H49ZM52 132V131H51ZM54 132V131H53ZM73 132V131H72ZM196 132V131H195ZM198 132V131H197ZM78 133V132H77ZM263 133V132H262ZM64 134V133H63ZM66 134V133H65ZM82 134V133H81ZM172 134V133H171ZM199 135H200V133H198ZM6 135H7V133H6ZM174 135V134H173ZM176 135V134H175ZM263 135H264V133H263ZM21 136V135H20ZM46 137V136H45ZM45 137H43V138H45ZM75 137H76V135H75ZM74 137V138H75ZM79 137V136H78ZM181 136H179V138H180ZM200 137V136H199ZM264 137V136H263ZM3 138V137H2ZM1 138V139H2ZM125 138V137H124ZM178 138V139H179ZM201 138H203L202 136H201ZM76 139V138H75ZM205 139V138H204ZM18 140H21V138H18ZM44 140V139H43ZM74 140V139H73ZM72 140V141H73ZM40 141V140H39ZM146 142H147V140H145ZM41 143H42V141H40ZM79 142V141H78ZM112 142H114L115 143V141H113L112 140ZM136 142H138V141H136ZM14 143V142H13ZM18 143H19V141H18ZM76 143V142H75ZM127 143V142H126ZM140 143V142H139ZM139 143H138V146H139ZM149 143V145H147V148H148V146H150V142H148ZM147 143V144H148ZM154 143V142H153ZM6 144V143H5ZM7 144H8V142H7ZM40 144V143H39ZM74 144V143H73ZM120 144H122V142H120ZM141 144V143H140ZM240 144L242 145L243 144V140H241L240 141ZM19 145H20V143H19ZM79 145V144H78ZM82 145V144H81ZM153 145V144H152ZM156 145H157V143H156ZM155 145V146H156ZM16 146V145H15ZM76 146V145H75ZM135 146V145H134ZM143 146V145H142ZM145 147H146V145H144ZM143 146V147H144ZM154 146V145H153ZM122 147H124V146H122ZM127 147V146H126ZM125 147V148H126ZM136 147V146H135ZM248 147V146H247ZM65 148H67V147H65ZM147 148H146V150H145V148H144V150L147 152ZM229 148V147H228ZM69 149H71V148H69ZM156 149V148H155ZM154 149V150H155ZM158 149H159V147H158ZM81 150V149H80ZM84 150V149H83ZM82 150V151H83ZM125 150V149H124ZM141 150V149H140ZM143 150V151H144ZM148 150H149V148H148ZM152 150V147H150V151ZM69 151V150H68ZM126 151H127V149H126ZM129 151V150H128ZM145 151H144V153H145ZM158 151V150H157ZM192 151V150H191ZM84 152V151H83ZM129 152H131V151H129ZM140 152H142V150L140 151ZM155 152V151H154ZM153 152V153H154ZM190 152V151H189ZM82 153V152H81ZM132 153V152H131ZM148 153V152H147ZM152 153V154H153ZM156 153L157 152H155V155H156ZM162 153V152H161ZM174 153V152H173ZM173 153L171 152V154L173 155ZM193 153H195L196 154V152L195 151H193ZM193 153H190L191 154V156H193ZM231 153V151H229V154ZM83 154H85V153H83ZM146 154V153H145ZM175 154V153H174ZM79 155H81V154H79ZM149 155V154H148ZM163 155V154H162ZM82 156V155H81ZM135 156V155H134ZM158 156V155H157ZM203 156H205V155H203ZM20 157H21V154H20ZM125 157V156H124ZM137 156H135V158H136ZM141 157V156H140ZM162 157V156H161ZM176 157V156H175ZM194 157V156H193ZM196 157V156H195ZM194 157V158H195ZM127 158V157H126ZM20 159V158H19ZM205 159V158H204ZM207 159V161L208 162H211V161H209L208 160V158H206ZM205 159V160H206ZM26 160V159H25ZM138 160H139V157H138ZM147 160V159H146ZM173 160H174V158H173ZM177 159H175L174 161H176ZM200 160H202V161H204L203 160V158L202 159H200ZM22 161V160H21ZM123 161V160H122ZM121 161V162H122ZM144 162L145 161V159L142 157V160H140V162ZM24 162V161H23ZM129 162V161H128ZM139 162V163H140ZM176 162H178V161H176ZM16 163V162H15ZM187 163V162H186ZM194 163L196 164V161H194ZM198 163H200V162H198ZM235 163V162H234ZM126 164V163H125ZM128 164V163H127ZM191 164H193V163H191ZM232 164V163H231ZM235 164H237V165H239L238 164V162H236ZM99 165V164H98ZM141 165V164H140ZM197 165V164H196ZM199 165V164H198ZM127 166V165H126ZM139 166V165H138ZM182 166V165H181ZM192 166V165H191ZM191 166H190V168H191ZM88 167V166H87ZM91 168L92 167H94V166H90ZM98 167V166H97ZM120 167H124L123 165L122 166H120ZM129 167V166H128ZM188 167V166H187ZM198 167V166H197ZM219 167V166H218ZM10 168V167H9ZM80 168H82V165H81V167ZM125 168V167H124ZM132 169L134 168V167H131ZM182 168H184V167H182ZM182 168H180V166H179V169H182ZM189 168V169H190ZM194 168V167H193ZM193 168L192 169H190V171L191 170H193ZM201 168V167H200ZM210 169H211V167H209ZM209 168H207V169H209ZM219 168H221V167H219ZM225 168V167H224ZM224 168H222V169H224ZM83 169V168H82ZM90 169V168H89ZM93 169V168H92ZM100 169V168H99ZM103 169V168H102ZM101 169V170H102ZM118 169H120V168H118ZM118 169H116L115 170V172H114V169H113V171H111L113 174H114V176L116 177L118 174L116 173L117 172V170ZM132 169H130V171L132 170ZM136 169V168H135ZM186 169V168H185ZM185 169L183 170H181V171H185ZM199 169V168H198ZM216 169L218 170V168H217V166H216ZM228 169V168H227ZM87 170V169H86ZM91 170V169H90ZM94 170V169H93ZM98 170V169H97ZM121 170V172L118 170V173H120V175H121V173H122V171L124 170L123 168L122 169H120ZM149 170V169H148ZM196 171H197V169H195ZM201 169H199V171H200ZM226 170V169H225ZM224 170V171H225ZM14 171V170H13ZM89 171V170H88ZM92 171V170H91ZM95 171V170H94ZM99 171V170H98ZM102 171H104V170H102ZM125 171L127 172V169H125ZM134 171L135 170H133V173L132 174H134ZM136 171H139V170H136ZM135 171V172H136ZM186 171H187V169H186ZM185 171V172H186ZM206 171V170H205ZM215 171V170H214ZM214 171H212V173L214 172ZM222 171V170H221ZM228 171V170H227ZM101 172V171H100ZM144 172H146V171H144ZM203 172V169H202V171H201V173L200 172H198L199 174H204V176H205V172L204 173H202ZM93 173V172H92ZM102 173V172H101ZM107 173V176H108V172H106ZM109 173H110V171H109ZM123 173H125V172H123ZM142 173V172H141ZM140 172H139V174H140V177H139V179L137 180V183L138 184H144L145 182H144V180H145V178L143 177V175L141 174ZM189 172H187L186 174L188 175V176H192V174H188ZM211 173V172H210ZM216 173H218L217 171H216ZM219 173H220V171H219ZM218 173V174H219ZM224 173V172H223ZM16 174V173H15ZM19 174V173H18ZM103 174V173H102ZM101 174V175H102ZM105 174V173H104ZM117 174V175H116ZM127 174V173H126ZM125 174V175H126ZM185 174V173H184ZM193 174H194V172H193ZM198 174V175H199ZM214 174V173H213ZM6 175V174H5ZM112 175V174H111ZM124 175V176H125ZM142 175V176H141ZM186 175V176H187ZM202 175L200 176V177H202ZM207 175V177H209L208 176V174H206ZM210 175V174H209ZM225 175H227V174H225ZM228 175H230V173L228 174ZM232 175V174H231ZM92 176V175H91ZM107 176H105L106 178H107ZM123 175H121V177H124ZM127 176V175H126ZM125 176V177H126ZM128 176H129V174H128ZM136 176H137V173H136ZM144 176H145V174H144ZM195 176V175H194ZM204 176H203V178H204ZM220 176H224V174L223 175H220ZM219 175L216 177L215 175H213V177L210 175V177H209V179H211V177L212 178H214V177H216V178H218V177H220ZM236 176V175H235ZM1 177V176H0ZM9 177V175L7 176V178ZM101 177V176H100ZM111 177V176H110ZM112 177H113V175H112ZM118 177V176H117ZM116 177V178H117ZM137 177V178H138ZM162 177H165V176H162ZM161 177V178H162ZM193 177V176H192ZM206 177V179H208ZM226 178H227V176H225ZM14 178V177H13ZM85 178V177H84ZM97 178H98V176H97ZM105 178V179H106ZM115 178V179H116ZM119 178V177H118ZM127 178V177H126ZM125 178V179H126ZM131 178L133 179V177L131 176ZM136 178V177H135ZM144 178V179H143ZM156 178V177H155ZM167 178V177H166ZM184 178V177H183ZM216 178H214V179H216ZM228 178H230V176H228ZM231 178H233L234 179V174H233V177H231ZM230 178V179H231ZM90 179V178H89ZM104 179V181H106V184H107V181H109V180H105ZM113 179V178H112ZM114 179V182L116 183V180ZM122 179V178H121ZM124 179V178H123ZM159 179V178H158ZM187 180H188V178H186ZM190 179H191V177H190ZM229 179V180H230ZM4 180H6V179H4ZM21 180V179H20ZM95 180V179H94ZM94 180H93V182H94ZM100 180H102V178H100ZM119 180V179H118ZM118 180H117V182H118ZM129 180H130V176H129ZM147 180V179H146ZM194 180H196V179H194ZM203 180V179H202ZM201 180V181H202ZM228 180V181H229ZM159 182H160V180H158ZM161 181H163V179L161 180ZM209 181V180H208ZM211 181H213V180H211ZM3 182V181H2ZM18 182V181H17ZM81 182V181H80ZM122 181H120V183H121ZM146 182H148V180L146 181ZM218 182V180H216V183ZM1 183V182H0ZM9 183V182H8ZM36 183V182H35ZM35 183H33V184H35ZM38 183V182H37ZM84 183V182H83ZM102 183V182H101ZM104 183V182H103ZM102 183V184H103ZM127 183H128V180H127ZM149 183V182H148ZM152 183V182H151ZM156 183V182H155ZM164 183V182H163ZM169 183V182H168ZM173 183V182H172ZM175 183V182H174ZM178 183V182H177ZM176 183V185H178ZM187 183V182H186ZM219 183V182H218ZM230 183H231V181H230ZM4 184H5V182H4ZM32 184V185H33ZM39 184V183H38ZM124 184V183H123ZM158 184V183H157ZM156 184V185H157ZM161 184V183H160ZM170 184H171V182H170ZM223 183L221 182V185H222ZM1 185V184H0ZM10 185V184H9ZM18 185V184H17ZM36 185V184H35ZM104 185H105V183H104ZM119 185V184H118ZM125 185V184H124ZM127 185V184H126ZM129 185H131L132 186V184H130L129 183ZM128 185V186H129ZM133 185H134V183H133ZM152 185V184H151ZM172 185V184H171ZM179 185H181V187H183L182 186V184L181 183H179ZM196 185V184H195ZM221 185H219V186H221ZM225 185V184H224ZM223 185V186H224ZM230 185V184H229ZM3 186V185H2ZM11 186V185H10ZM34 186V185H33ZM67 186H68V184H67ZM67 186H66V188H67ZM71 186V185H70ZM69 186V187H70ZM100 185H98L97 187H99ZM106 186V185H105ZM108 186V185H107ZM135 187H137L136 185H134ZM139 186V185H138ZM153 186V185H152ZM159 186V185H158ZM165 186V185H164ZM167 186H168V184H167ZM192 186H193V183H192ZM4 187V186H3ZM17 187V186H16ZM120 187V186H119ZM122 187V186H121ZM126 187V186H125ZM130 187V186H129ZM143 186H141V189L143 190V188H142ZM145 187V186H144ZM156 187V186H155ZM203 187V186H202ZM226 187H228L227 185H226ZM230 187H232V186H230ZM71 188V187H70ZM87 188H88V186H87ZM86 188V189H87ZM95 188V187H94ZM100 188V190H101V188L102 187H99ZM104 188H106V187H104ZM122 188H124V187H122ZM130 188H133V186L132 187H130ZM150 188V187H149ZM148 188V189H149ZM179 188V190H180V186L178 187ZM222 188H224V189H226L225 187H222ZM16 189V188H15ZM52 189V188H51ZM98 188H96V189H94L95 191L97 190ZM110 189H111V187H110ZM128 189V188H127ZM139 190V191H141L140 189H139V187L138 188H136V190ZM160 189V188H159ZM206 189V188H205ZM204 189V190H205ZM2 190V189H1ZM50 190V189H49ZM55 190V189H54ZM60 190V189H59ZM91 190H93V189H91ZM93 190V191H94ZM99 190V191H100ZM125 190V189H124ZM155 190H157L158 191V189L157 188H155ZM183 190H185L184 188H183ZM200 190V189H199ZM209 190V189H208ZM228 190H230V188L228 189ZM46 191V190H45ZM44 191V192H45ZM67 191V190H66ZM87 191H89V190H87ZM99 191H97V192H99ZM146 191V190H145ZM156 191V193H158ZM161 190H159V192H160ZM180 191H182V188H181V190ZM215 191V190H214ZM226 191H227V189H226ZM2 192V191H1ZM0 192V193H1ZM43 192V191H42ZM48 192V191H47ZM58 192V191H57ZM68 192V191H67ZM77 192H80V191H77ZM76 192V193H77ZM122 192H124V191H122ZM121 192V193H122ZM127 192V191H126ZM155 192V191H154ZM162 192L164 193V191L162 190ZM185 192L186 193H188L189 194V192H187L186 190H185ZM209 192H210V190H209ZM233 192V191H232ZM231 192V193H232ZM36 193V192H35ZM35 193L32 195V196H34L35 195ZM49 193V192H48ZM76 193H73V194H76ZM115 193V192H114ZM138 193V192H137ZM141 193H142V191H141ZM178 192H176V194H177ZM182 193V192H181ZM186 193L185 194H183V195H186ZM213 193V192H212ZM215 193V192H214ZM228 193V192H227ZM15 194H19V193H16L15 192ZM24 194V193H23ZM37 194H39V193H37ZM41 194V193H40ZM39 194V195H40ZM47 194V193H46ZM65 194V193H64ZM63 194V192H62V196L64 195ZM81 194H83V192H81ZM93 194V193H92ZM96 194V193H95ZM98 194H102V191H101V193H98ZM124 194V193H123ZM126 194V193H125ZM128 194V193H127ZM126 194V195H127ZM160 193H158L157 195H159ZM162 194V193H161ZM160 194V195H161ZM165 194V193H164ZM167 194V193H166ZM230 194V193H229ZM20 195V194H19ZM26 195H28L27 193H26ZM25 195V196H26ZM49 195V194H48ZM56 195V194H55ZM106 195V194H105ZM109 195V194H108ZM115 195V194H114ZM114 195H113V197H114ZM130 195V194H129ZM133 195V194H132ZM139 195V194H138ZM141 195V194H140ZM139 195V196H140ZM206 195V194H205ZM219 195V194H218ZM22 196V195H21ZM43 196H44V194H43ZM77 196H78V194H77ZM82 196V195H81ZM80 196V197H81ZM84 196V195H83ZM94 196V198H95V196L96 195H92V197ZM117 196H119V194L117 195ZM122 196V195H121ZM121 196H119L120 198H121ZM125 196V195H124ZM131 196V195H130ZM144 196V197H143ZM168 196V195H167ZM170 196V195H169ZM168 196V197H169ZM189 196H191V194H189ZM27 197V196H26ZM51 197H52V195H51ZM68 197V196H67ZM97 197V196H96ZM98 197H99V195H98ZM97 197V198H98ZM109 197V199H111L112 197H110V196H108ZM147 197V196H146ZM148 197H151V196H149L148 195ZM165 197V196H164ZM180 197H182L183 199H177V202H173L172 204L174 205V204H182L181 206H185V203L187 204V201H192V200H194L193 199V197H191V199L189 198V200H187V201H183L184 200V197L182 196V195H180ZM228 197H229V195H228ZM2 198V197H1ZM16 198H18V196H14L13 195V197H5V202L3 203V205H6V207H8L9 205H11V203H13L14 201H16ZM27 198H29V197H27ZM43 198V197H42ZM46 198H47V195H46ZM45 198V200H47ZM58 198V197H57ZM102 198V197H101ZM101 198H100V201H101ZM117 197H115L114 198V200L116 199ZM129 198V197H128ZM131 198H132V196H131ZM130 198V199H131ZM152 198V197H151ZM161 198L163 199V196L161 195ZM167 198V197H166ZM187 199H188V197H186ZM185 198V199H186ZM210 198V197H209ZM220 198V197H219ZM23 199H25V198H23ZM22 199V200H23ZM30 199V198H29ZM40 199V198H39ZM44 199V198H43ZM43 199H42V202H43ZM72 199V198H71ZM78 199V198H77ZM76 199V200H77ZM82 199H84V197L82 198ZM81 199V200H82ZM103 199H105V198H103ZM102 199V200H103ZM113 199V198H112ZM117 199H119V198H117ZM127 198L125 197V200H126ZM130 199H127V201L126 202H129L128 200H130ZM137 199H140L143 203H142V205L143 204H147L148 205V203L147 202H151L150 201V199L149 200H147V199H145V195H142V196H140V197H138L137 196ZM136 199V200H137ZM156 199V203H158V201H157V198H155ZM173 200V198L170 196V201H169V204H171V201ZM231 199V198H230ZM230 199H228V198H226V199H224V201L222 202V203H224V204H222V203H220L223 207H221V206H218V204L217 205H215V204H213L211 201H209L207 198H203V200H204V204L206 205L205 207H207L208 208V212H209V218H208V226H207V228H205V223L207 224V220H206V222L203 224L204 225V229H202V231H201V233L203 232V234H204V241L206 242V249L205 250H203V251H205V253L203 252V253H201V252H199V253H194V252H192L190 255L189 254H187V255H185V252L186 251H188V249H186V250H184L185 248H188V247H185L182 251L184 252V254H179L180 252H179V247H177V248H175V250L176 249H178V252L179 253H175L174 252V254H170L169 256L168 255H166V251H165V253H163L162 251H163V247H164V243L162 242V240H160L159 241V237H158V239H156L155 237H157L156 235H158L157 234V232H156V235L154 236V237H152V233H150L149 231H147L148 233H150L151 235H149L148 236V233L146 234L144 231V233H142L140 230H142L141 228H137L138 229V231H140V232H137V231H135V228H134V230H132V229H130V228H133V227H130V225L132 224V225H134V227H135V223L133 224V222L135 221H130V222H132L131 224L129 223L128 224V226L130 227V228H128V226H127V228L129 229V232H126L125 234H121V235H118L117 236V234L116 235H114L115 233H112V232H110V231H108V232H110L109 234L110 235H113L114 236V238H115V243H117L116 244V246L115 245H112V246H115V248H110L109 246L107 247V246H104V243L103 242H101V243H103V245H102V247L101 248H103V246H104V248L105 249H107V250H112V252H113V255H112V257L111 258H114V261H116V260H118V263L120 262L121 264H122V262L124 261L125 262V259H127L128 258V256H129V249L131 248L133 251L135 250H137V252L139 253L138 255H136V256H134V257H132L131 256V260H132V258H133V261H135V262H131V260H130V262L132 263V264H229L230 262H231V260H232V257H233V255L237 252V250H238V248H239V246H240V244L242 243L241 241H243V238H244V235L245 234H247V231H248V229H249V224H250V220H251V218H252V208H251V205L247 202L248 200H246V201H242V198H236L234 201H230ZM26 200V199H25ZM25 200H23L24 202H25ZM33 200H35V203H36V197H33ZM32 200V201H33ZM59 200V199H58ZM75 200V199H74ZM75 200V201H76ZM94 200H96V199H94ZM133 200V199H132ZM139 200V201H140ZM153 201H154V199H152ZM163 200H165L166 201V199L164 198ZM75 201H73V202H75ZM78 201V200H77ZM105 201V200H104ZM109 201V200H108ZM113 201V200H112ZM112 201H110V202H112ZM138 201V200H137ZM152 201V202H153ZM168 201V200H167ZM166 201V202H167ZM20 202H22L20 199H19V203ZM34 202V201H33ZM55 202V201H54ZM78 202H80V201H78ZM96 202V201H95ZM98 202V201H97ZM185 202V203H184ZM197 202V201H196ZM196 202H192L191 204H195ZM0 203H1V201H0ZM26 203V202H25ZM30 203H31V201H30ZM35 203H33V205L35 204ZM38 203H40V202H38ZM99 203V202H98ZM114 203H116V201L114 202ZM119 203V202H118ZM122 203V202H121ZM138 203L139 202H137V205H138ZM161 203V202H160ZM197 203H199V202H197ZM16 204H17V202H16ZM96 204V203H95ZM101 204V203H100ZM99 204V205H100ZM120 204V203H119ZM118 204V205H119ZM124 204H125V201H124ZM130 204V203H129ZM140 204H141V202H140ZM140 204H139V206L137 207V208H140ZM155 204V203H154ZM153 204V205H154ZM193 204V206H195ZM19 205V204H18ZM31 205H32V203H31ZM32 205V206H33ZM90 205V204H89ZM97 205V204H96ZM95 205V206H96ZM105 204H103L102 206H104ZM109 205V204H108ZM151 205H152V203H151ZM152 205V206H153ZM189 205V204H188ZM187 205V206H188ZM198 205V204H197ZM41 205H38V206H33V208H31V209H29V207L28 206H26V209H24V210H22L21 212H19V214H16V212H15V210H14V212H15V214H8L7 216H4V218H5V220H3L2 221V224H3V226H5V230H6V236L9 238V237H12V235H14L15 234V236H17V238H19L20 239V245H19V247L17 248V251H18V253L20 252V251H22V253H20L19 255H17L15 258H12V257H8V258H6V259H4V260H1V262H0V264H67V262L68 261H70L71 259H74V257L72 258H69V256H72L73 254L74 255H76L75 254V252L72 254V253H70V254H72V255H67L66 253L68 252H71L70 251V249L67 251V248H68V245L66 244V242L65 241H63V236H62V231H61V235H60V233L54 228V227H48V226H46V228L45 229H43V226H42V224H41V226H39V225H37L38 223H39V221H41L40 219L42 218L43 219V217L41 216V218H40V213H41V207H40ZM91 206H93V204L91 205ZM101 206V207H102ZM106 206V205H105ZM110 206V205H109ZM146 206V205H145ZM155 206V205H154ZM163 206V205H162ZM161 206V207H162ZM165 206V205H164ZM186 206V207H187ZM199 206V205H198ZM23 207H25V206H23ZM87 207H89L88 205H87ZM114 206H112V208H113ZM143 207V206H142ZM157 207L159 208L158 209V211L160 210V212L163 210L162 208H164V207H162L161 209H160V206H158V205H156L155 206V209H156V211H157ZM185 207V208H186ZM189 207V206H188ZM188 207L186 208V209H188ZM11 208H12V206H11ZM22 208V206L19 208V209H21ZM95 208V207H94ZM97 208V207H96ZM95 208V209H96ZM98 208H99V206H98ZM103 208H105V207H102V210H103ZM171 208H172V205H171ZM174 208V207H173ZM197 208L198 207H196V209H195V207L193 208V210L195 209V211L197 210ZM5 209V208H4ZM101 209V208H100ZM107 209V208H106ZM114 209V208H113ZM112 209V210H113ZM143 209V208H142ZM144 209H145V207H144ZM146 209L148 210V209H150L148 206H146ZM165 209H167V208H165ZM185 209V210H186ZM190 210L192 209V206L189 208ZM1 210V209H0ZM60 210V209H59ZM89 210V209H88ZM93 210V209H92ZM101 210V211H102ZM105 210V209H104ZM124 210H126V209H124ZM123 210V211H124ZM153 210V209H152ZM151 210V211H152ZM167 210H169V208L167 209ZM182 210H184V209H182ZM192 210V212L191 211H187L189 214H193L194 213V215H196L198 212L196 211H193ZM201 210V209H200ZM205 210V209H204ZM6 211V210H5ZM58 211V210H57ZM95 211V210H94ZM100 211V210H99ZM106 211V210H105ZM116 211V210H115ZM132 211V210H131ZM140 210H138L137 212H139ZM144 211V210H143ZM171 211V210H170ZM199 211V210H198ZM13 212V213H14ZM50 213L52 212V211H49ZM90 212H91V210H90ZM95 212H97V211H95ZM136 212V211H135ZM136 212V213H137ZM147 212H149V210L147 211ZM152 212H154V211H152ZM166 212H169V211H166ZM165 211L164 212H162V213H164V215L166 216L167 215V213H166ZM186 212V211H185ZM186 212V213H187ZM200 212L201 211H199V214L198 215H200ZM44 213V212H43ZM46 213H47V211H46ZM104 213V212H103ZM107 213V212H106ZM109 213V212H108ZM117 213H119V211L118 212H116L115 214V216H113V217H116V216H118V214ZM143 213V212H142ZM141 212H140V214H141V216L143 215V214H145V213H143L142 214ZM151 213V212H150ZM170 213V212H169ZM168 213V214H169ZM185 214V215H189V214ZM48 214V213H47ZM54 213L52 212V215H53ZM95 214V213H94ZM105 214V213H104ZM126 214V213H125ZM173 214H175V213H173ZM208 214V213H207ZM45 215V214H44ZM88 215V214H87ZM93 215V214H92ZM92 215H91V217H92ZM111 215V214H110ZM110 215L108 214V219L110 218ZM113 215V214H112ZM111 215V216H112ZM139 215V214H138ZM137 215V216H138ZM154 215V214H153ZM194 215H191V219H192V221H193V216ZM197 215V216H198ZM203 215V214H202ZM201 215V216H202ZM94 216H97V215H94ZM103 216H105V215H103ZM123 216V215H122ZM133 216H136V215H133ZM136 216V217H137ZM168 216V215H167ZM172 216V215H171ZM190 216V215H189ZM196 216V217H197ZM26 217H28L29 219H27V220H25V218ZM36 217H38V218H36ZM50 217H52L51 215H50ZM112 217V218H113ZM119 217V216H118ZM121 217V216H120ZM124 217V216H123ZM136 217H134V219H136ZM143 217V216H142ZM145 217H147L146 215H145ZM162 217V216H161ZM187 217V216H186ZM185 217V218H186ZM196 217H194V219L196 218ZM204 217V216H203ZM1 218H3V217H1ZM0 218V219H1ZM49 218V217H48ZM94 218V217H93ZM107 218V217H106ZM129 218V217H128ZM131 218V217H130ZM129 218V219H130ZM141 218V217H140ZM139 218V219H140ZM152 218V217H151ZM168 218H172V217H169L168 216ZM198 218L199 217H197L196 219V221H197V223H198ZM201 218V217H200ZM199 218V219H200ZM33 219H35V221L32 223V222H29V221H31V220H33ZM45 219H46V217H45ZM64 219H65V217H64ZM147 219H149L150 220V218L148 217ZM162 220H163V218H161ZM167 218H165V220H166ZM187 219H189V218H187ZM186 219V220H187ZM191 219H189V220H191ZM47 220V219H46ZM45 220V221H46ZM115 220H117V219H115ZM119 220V219H118ZM124 220H125V218H124ZM161 220V221H162ZM168 221H169V219H167ZM111 221H114V220H112L111 219ZM120 221V220H119ZM123 221V220H122ZM167 221V222H168ZM191 221V222H192ZM196 221H195V223H196ZM61 222V221H60ZM117 222V224H118V221H116ZM121 222V221H120ZM123 222H126V221H123ZM128 222V221H127ZM166 222V221H165ZM189 222V221H188ZM109 223V222H108ZM107 223V224H108ZM111 223V222H110ZM110 223H109V225H110ZM113 223V222H112ZM115 223V222H114ZM152 223H154V221L152 222ZM164 223V222H163ZM169 223V222H168ZM190 223V222H189ZM200 223H202V221L200 222L199 221V225H200ZM40 224V223H39ZM106 224V225H107ZM116 224V223H115ZM115 224H114V227H116L117 226V224H116V226H115ZM122 224V223H121ZM125 224V223H124ZM149 224H151V223H149ZM188 224V223H187ZM186 224V225H187ZM48 225V224H47ZM123 225V224H122ZM140 226V223L138 224V222H136V227H138V226ZM174 225V224H173ZM191 225H193V222H192V224ZM65 226V225H64ZM108 226V225H107ZM112 226H113V224H112ZM119 227H120V225H118ZM142 226V225H141ZM140 226V227H141ZM152 226V225H151ZM150 226V227H151ZM194 226V225H193ZM192 226V227H193ZM68 227H70V226H68ZM103 227V226H102ZM101 227V228H102ZM153 227H155V226H153ZM192 227H190L189 229H187V230H192L191 228ZM200 227H202V225H200ZM104 228V227H103ZM123 228V227H122ZM124 228H126L125 226H124ZM147 229H148V227H146ZM187 228H188V225H187ZM97 229V228H96ZM98 229H99V227H98ZM112 229V228H111ZM119 229V228H118ZM127 229V230H128ZM136 229V230H137ZM140 229V230H139ZM153 229V228H152ZM155 229V228H154ZM160 229V228H159ZM159 229H157V230H159ZM199 229V228H198ZM252 229V228H251ZM16 230V233H14L13 234V232ZM101 230V229H100ZM105 230H106V228H105ZM116 230H117V228H116ZM122 230V229H121ZM150 230V229H149ZM182 230V229H181ZM97 231V230H96ZM112 231V230H111ZM125 231H126V229H125ZM146 231V230H145ZM198 231V230H197ZM3 233H4V230L2 231ZM65 232V231H64ZM103 232V231H102ZM107 232V233H108ZM123 232V231H122ZM193 232V231H192ZM199 232V231H198ZM58 233H59V235H58ZM67 233V232H66ZM96 233H98V232H96ZM101 233V232H100ZM100 233H99V235H100ZM103 233H105V231L103 232ZM164 234V231H162L161 232V234ZM170 233V232H169ZM251 233V232H250ZM120 234V233H119ZM77 235V234H76ZM102 235V234H101ZM100 235V236H101ZM173 235L174 234H171V237H173ZM176 235V234H175ZM104 236V235H103ZM109 236V235H108ZM164 235H162V237H163ZM176 236H178V235H176ZM96 237H98V236H96ZM106 237V234H105V236H104V238ZM151 238V240L152 239H154L155 238V242H151V240H149L148 238ZM170 237V236H169ZM171 237H170V239H171ZM175 237V236H174ZM179 237V236H178ZM186 237H188V236H185L184 237V239L183 240H185L186 239ZM191 237V236H190ZM194 238L196 237L197 238V236H193ZM193 237H192V239H193ZM16 238V239H17ZM112 238V237H111ZM113 238V239H114ZM160 238H161V236H160ZM15 239V240H16ZM71 238H69V240H70ZM79 239V238H78ZM95 239V238H94ZM94 239H92V240H94ZM99 238H97V240H98ZM102 239V238H101ZM109 239V238H108ZM163 239H167V237L166 238H164L163 237ZM181 239H182V236H181ZM90 240V239H89ZM96 240V241H97ZM157 240V241H156ZM167 240H169V239H167ZM172 240H176L175 238H173ZM178 240H180L179 238H178ZM178 240H177V243L176 244H180V242H178ZM187 240V239H186ZM194 241H196L195 239H193ZM199 240V239H198ZM95 241V242H96ZM106 241V240H105ZM104 241V242H105ZM110 241H113V240H110ZM171 241V240H170ZM170 241L169 242H167L166 243V241H164L166 244V246H167V244L168 243H170ZM180 241H182V240H180ZM107 242V241H106ZM172 243L174 242V241H171ZM187 242H189V239L187 240ZM187 242H185V243H187ZM197 242V241H196ZM203 241L201 240V243H202ZM15 243V242H14ZM54 243H56V245H54ZM113 243V242H112ZM190 243H191V241H190ZM199 243V242H198ZM174 244V243H173ZM183 243H181V245H182ZM195 245H197L196 243H194ZM88 245V244H87ZM98 245H100V244H98ZM170 245H171V243H170ZM184 245V244H183ZM187 245V244H186ZM188 245H191V244H188ZM200 245V244H199ZM82 246V245H81ZM165 246V247H166ZM172 247L174 246V247H176L175 246V244L174 245H171ZM180 246V245H179ZM185 246V245H184ZM198 246V245H197ZM90 247H92V246H90ZM183 247V246H182ZM199 247V246H198ZM197 247V248H198ZM200 247H203V246H200ZM199 247V248H200ZM3 248V247H2ZM8 248V247H7ZM94 248V247H93ZM103 248V249H104ZM109 248V249H108ZM0 249H1V247H0ZM16 249V248H15ZM90 249V248H89ZM88 249V250H89ZM174 249V248H173ZM172 249V253H173V250ZM180 249H181V247H180ZM193 250L194 251V249L193 248H190V250ZM72 250V249H71ZM91 250V249H90ZM97 250V249H96ZM99 250V249H98ZM159 250V251H158ZM67 251V252H66ZM74 251V250H73ZM94 251V250H93ZM92 251V252H93ZM100 251H103V250H100ZM131 251V250H130ZM133 251H131V252H133ZM181 251V250H180ZM108 252V251H107ZM129 252V253H128ZM168 252H170L169 250H168ZM95 253V252H94ZM105 253V252H104ZM136 253V252H135ZM182 253V252H181ZM187 253V252H186ZM10 254H12V251H11V253ZM95 254H97V253H95ZM73 255V256H74ZM79 255V254H78ZM77 255V256H78ZM99 255V254H98ZM102 256V255H101ZM82 258H84V256H81ZM106 258V257H108L107 259H108V261L111 259H109V256H108V254H107V256H103V258ZM89 258V257H88ZM87 258V259H88ZM92 258V257H91ZM91 258H89V260L91 259ZM98 258H99V256H98ZM103 258H101L100 257V259H103ZM105 258H104V260H105ZM70 259V260H69ZM80 259V258H79ZM78 259V260H79ZM86 259V258H85ZM93 259V258H92ZM91 259V260H92ZM97 259V258H96ZM130 259V258H129ZM82 260H84V259H82ZM93 260H95V259H93ZM128 260V259H127ZM96 261V260H95ZM101 261H103V260H101ZM71 262V261H70ZM78 262H80V260L78 261ZM82 262H84V261H82ZM91 262V261H90ZM111 262V261H110ZM73 263H74V261H73ZM95 263V262H94ZM102 263V262H101ZM100 263V264H101ZM116 263V262H115ZM126 263V262H125ZM130 263V264H131ZM97 264V263H96ZM105 264H107L106 262H105ZM128 264V263H127Z\"/></svg>",
	"mask_w": 264,
	"mask_h": 264
}]
</instances>
